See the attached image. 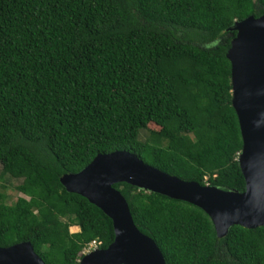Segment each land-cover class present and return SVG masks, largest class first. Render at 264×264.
<instances>
[{"label":"trees","instance_id":"16d2710c","mask_svg":"<svg viewBox=\"0 0 264 264\" xmlns=\"http://www.w3.org/2000/svg\"><path fill=\"white\" fill-rule=\"evenodd\" d=\"M262 14L264 0H0V162L29 197L0 193V247L29 240L45 264L107 247L111 219L60 183L99 153L244 191L226 52L234 21ZM150 123L165 146L139 140ZM113 187L165 264H264V226L217 237L196 205Z\"/></svg>","mask_w":264,"mask_h":264},{"label":"water","instance_id":"95a60500","mask_svg":"<svg viewBox=\"0 0 264 264\" xmlns=\"http://www.w3.org/2000/svg\"><path fill=\"white\" fill-rule=\"evenodd\" d=\"M234 31L226 57L231 65V105L238 118L242 147L237 161L245 189H221L170 175L124 150L97 154L60 183L86 198L112 221L114 238L105 248L84 254L78 264H165L155 241L134 224L129 205L115 183L125 182L201 208L217 237L233 225L264 226V14L249 15ZM0 264H45L29 240L0 247Z\"/></svg>","mask_w":264,"mask_h":264},{"label":"rangeland","instance_id":"374dc122","mask_svg":"<svg viewBox=\"0 0 264 264\" xmlns=\"http://www.w3.org/2000/svg\"><path fill=\"white\" fill-rule=\"evenodd\" d=\"M158 129H159L158 126L154 125L153 123H150L149 126H148V129H144V130L140 131L139 140H141V141H151V142L152 141H156V142H159L162 146H165L167 144V141L159 139V135L157 134ZM3 169H4V166L0 162V193L6 195L5 202L8 205H12V204H14L17 201V199L19 197H23L25 199H29L28 196L24 195L23 193L19 192L16 189V186L21 183V179H15V178L11 177L8 173L2 174ZM79 230H80V228L78 226L77 227L73 226L72 228H69V231L71 233L77 232ZM88 250H86V249L82 250L79 253V255L83 256L84 254H86V253H88L90 251V250L89 251Z\"/></svg>","mask_w":264,"mask_h":264},{"label":"built area","instance_id":"2783aa9c","mask_svg":"<svg viewBox=\"0 0 264 264\" xmlns=\"http://www.w3.org/2000/svg\"><path fill=\"white\" fill-rule=\"evenodd\" d=\"M95 248H98V243L96 242V241H92L91 243H89L88 245H87V247L85 248L86 250H90L91 251V249H95ZM88 250V251H89Z\"/></svg>","mask_w":264,"mask_h":264},{"label":"clouds","instance_id":"9594fccd","mask_svg":"<svg viewBox=\"0 0 264 264\" xmlns=\"http://www.w3.org/2000/svg\"><path fill=\"white\" fill-rule=\"evenodd\" d=\"M206 185H208V184H206Z\"/></svg>","mask_w":264,"mask_h":264},{"label":"crops","instance_id":"0c3cea01","mask_svg":"<svg viewBox=\"0 0 264 264\" xmlns=\"http://www.w3.org/2000/svg\"><path fill=\"white\" fill-rule=\"evenodd\" d=\"M77 227V226H76Z\"/></svg>","mask_w":264,"mask_h":264}]
</instances>
